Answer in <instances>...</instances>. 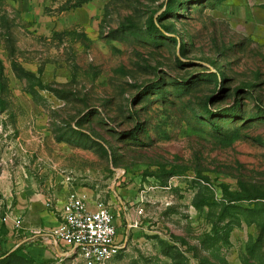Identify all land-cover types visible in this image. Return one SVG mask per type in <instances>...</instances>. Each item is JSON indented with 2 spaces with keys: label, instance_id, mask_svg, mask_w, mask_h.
<instances>
[{
  "label": "rangeland",
  "instance_id": "obj_1",
  "mask_svg": "<svg viewBox=\"0 0 264 264\" xmlns=\"http://www.w3.org/2000/svg\"><path fill=\"white\" fill-rule=\"evenodd\" d=\"M223 1L0 0V230L3 187L51 170L165 234L105 264H264V20Z\"/></svg>",
  "mask_w": 264,
  "mask_h": 264
},
{
  "label": "crops",
  "instance_id": "obj_2",
  "mask_svg": "<svg viewBox=\"0 0 264 264\" xmlns=\"http://www.w3.org/2000/svg\"><path fill=\"white\" fill-rule=\"evenodd\" d=\"M220 5H250L249 10H257L261 15H250L251 19L264 20V0H224ZM253 23V22H252ZM43 179L37 178L22 179L21 176L15 179L14 185L3 187L1 201L4 203L14 202L11 210H4L3 214H9L3 228L0 230V253L20 248L22 251H42L60 255L66 247L62 244H51L49 233L58 224V216L54 206H47L49 198H56L58 202L64 194L70 190L86 193L88 197L87 208L94 209L97 200L107 203L113 211V224L116 228L115 240L120 243V249H129L137 242H151L154 239H164L165 234L160 230L147 228L149 222H145V205L137 203L125 188L119 187V182L109 186H102L95 181H71L66 183L65 176L60 177L51 170L44 172ZM13 190V192H12ZM160 202L158 199L147 201ZM150 205H148L149 207ZM141 209L142 214L138 215L137 210ZM17 218L18 227H14L13 220ZM133 222L138 225L131 228ZM162 230V229H161ZM124 246V247H123ZM61 250V251H60Z\"/></svg>",
  "mask_w": 264,
  "mask_h": 264
},
{
  "label": "built area",
  "instance_id": "obj_3",
  "mask_svg": "<svg viewBox=\"0 0 264 264\" xmlns=\"http://www.w3.org/2000/svg\"><path fill=\"white\" fill-rule=\"evenodd\" d=\"M66 183L70 177H65ZM88 197L86 193L70 190L58 202V199L49 198L47 206L56 207L59 224L49 233L51 244H62L70 252L79 256L84 264H105L117 255L120 243L115 240L116 228L113 224V211L109 205L97 200L94 209L87 208ZM138 215L142 210L138 209ZM9 214L4 215L2 221L9 220ZM18 227V220L13 221Z\"/></svg>",
  "mask_w": 264,
  "mask_h": 264
},
{
  "label": "trees",
  "instance_id": "obj_4",
  "mask_svg": "<svg viewBox=\"0 0 264 264\" xmlns=\"http://www.w3.org/2000/svg\"><path fill=\"white\" fill-rule=\"evenodd\" d=\"M18 248V247H17Z\"/></svg>",
  "mask_w": 264,
  "mask_h": 264
}]
</instances>
